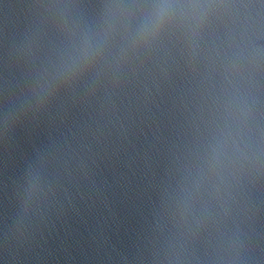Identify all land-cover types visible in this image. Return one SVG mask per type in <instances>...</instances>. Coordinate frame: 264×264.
I'll use <instances>...</instances> for the list:
<instances>
[{"label": "water", "instance_id": "obj_1", "mask_svg": "<svg viewBox=\"0 0 264 264\" xmlns=\"http://www.w3.org/2000/svg\"><path fill=\"white\" fill-rule=\"evenodd\" d=\"M0 264H47L1 139Z\"/></svg>", "mask_w": 264, "mask_h": 264}]
</instances>
